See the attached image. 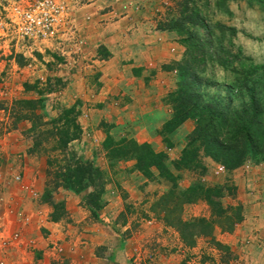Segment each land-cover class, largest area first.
<instances>
[{"label":"crops","instance_id":"crops-1","mask_svg":"<svg viewBox=\"0 0 264 264\" xmlns=\"http://www.w3.org/2000/svg\"><path fill=\"white\" fill-rule=\"evenodd\" d=\"M163 1L63 0L70 27L84 42L83 58L76 68L57 66L44 53L46 50H39L37 59L0 40V240L16 231L21 236L19 245L0 252L5 264H135L133 253L144 239L151 238L146 242L157 247V264H181L182 256L176 250L163 252L161 248L168 245L158 233L167 231L163 226L153 228L132 221L135 227L131 230V221L119 220L125 216V209H138L148 190V184L133 167V159L115 162L116 174L106 175L103 205L95 218H89L90 212L83 206L88 190L75 194L57 188L51 201L62 204L64 215L51 222V208L40 201L47 187L45 162L40 152L29 153L32 142L26 132L30 123L19 120L14 128L10 126L17 112L12 101L41 99L35 113L43 121L63 110L75 112L81 133L67 148L78 161L106 169V160L99 152L106 137L146 143L169 160L176 159L192 126L184 121L167 134L172 148L166 149L161 143L158 133L170 118L164 99L174 80L165 67L179 62L182 53L175 33L159 28ZM19 52L23 56L17 61L25 65L29 62V68L14 60V53ZM37 79L49 83L35 87ZM247 169L232 171L236 200L242 208V221L234 232L241 238L256 235L264 242V223L259 222L264 219V167ZM15 175L20 176V182L13 181ZM29 190L37 194V199L30 198ZM7 206L31 213L29 224L16 223L5 213ZM31 241L34 246H29ZM52 242L63 247L60 258L45 252ZM250 248L256 249L252 245Z\"/></svg>","mask_w":264,"mask_h":264},{"label":"rangeland","instance_id":"rangeland-1","mask_svg":"<svg viewBox=\"0 0 264 264\" xmlns=\"http://www.w3.org/2000/svg\"><path fill=\"white\" fill-rule=\"evenodd\" d=\"M4 1L0 0V16L4 14V9L14 2ZM179 3H184L186 8L187 28L197 36V43L199 39L202 41L204 50L199 54L198 51L194 52L189 49L192 52L190 54L188 50H184L179 45L182 47L181 59L175 65L165 67V70L174 76L164 99L169 119L177 113L186 114L187 119L184 121L191 123L192 131L197 116L203 110L213 111L222 115L223 119L219 123V130L224 133L227 129L224 125L225 118L231 113L243 109L249 97H252L255 100L256 109L260 111L254 131L256 136L263 138L264 0H164L162 5L160 4L162 10L160 18L164 23L180 16L181 6ZM196 23H198L197 26ZM218 24L233 28L234 36H230L227 31L219 32L216 27ZM185 35L183 34V36ZM14 60L18 62L19 66L25 65L17 61L15 57ZM178 64L181 65L180 74L185 70L182 77L178 75L179 68L176 67ZM0 104V110H2L3 104ZM165 126L158 134L161 143L166 149H169L172 148V144L167 141L166 136L172 131L171 128ZM187 137L188 135H186L184 147L176 159L169 160L166 156L168 163H174V166L170 165L169 169L173 175L177 176L176 190L198 186L202 188L224 187L230 192L228 194L227 191H224L221 194L219 200L221 206L224 208L233 205L234 202L240 204L236 200V186L234 185L235 179L232 180V172L204 157L198 143L187 147ZM39 149L44 162V155L56 158L57 164L50 167L47 181L49 183L62 182V175L67 173L64 166H72L75 161L72 153L68 148L65 153H59L58 148L56 149L49 141L43 142ZM185 150L186 152L183 154ZM258 150L249 152L238 169L264 167V144H261ZM108 151L101 145L99 152L106 160V169L102 171L105 175L109 174L112 177L117 171L114 173L116 166L115 163L109 162L112 155H109ZM108 156L110 158H107ZM150 172L152 179L143 178L145 184H148V190L143 195L138 209H125V216L121 215L119 218L121 221H131L130 227L133 226L130 228L131 230H134L135 227L132 221H140L143 225L153 228H157L158 225L163 226L159 221V215L150 212V208L156 198L168 190L170 184L160 178L155 169L151 168ZM153 173L156 174L153 175ZM233 192L234 198L232 199ZM209 208L203 199H199L192 204L184 205L180 216L185 221L195 218L209 219ZM24 213L30 217L31 221V213ZM89 218L93 219L94 217L89 213ZM259 222L264 223V219ZM164 229L167 231L162 230L158 233L167 239L168 245L161 247L160 242H157L156 245L159 246V250L162 248L163 252L176 250L182 256L181 264H264V242L256 235L241 238L235 234L234 229L229 234L221 233L215 229L211 238L200 237L195 240L193 247L188 248L180 243L174 231L166 227ZM256 234L259 235L258 232ZM146 241L145 239L142 241L131 259L138 254L139 264H157V252L159 251L157 247L151 246ZM251 245L256 249L250 248ZM191 249H194L193 252ZM148 257L152 260L149 261Z\"/></svg>","mask_w":264,"mask_h":264},{"label":"trees","instance_id":"trees-1","mask_svg":"<svg viewBox=\"0 0 264 264\" xmlns=\"http://www.w3.org/2000/svg\"><path fill=\"white\" fill-rule=\"evenodd\" d=\"M179 6H181L180 16L166 23L163 21L159 28L174 32L178 44L184 50H188V53L192 54L191 51L193 50L194 52L198 51L200 54L204 50L202 47L203 43L200 39L197 43V36L187 28L184 3H179ZM216 27L219 32L227 31L230 36L235 34L233 28L223 27L219 24ZM183 34L186 35L183 36ZM33 56L40 59L38 54ZM48 57L54 63L59 62L54 55H48ZM18 59L19 57H16V60ZM176 67L179 68L178 75L182 77L185 74V70L180 74L181 65L178 64ZM48 83L49 81L46 80L45 85ZM33 85L38 87V82L35 81ZM11 104L17 110L12 116L11 128H14L19 120H26L30 123V128L26 132L27 138L32 142V148L29 153H39L40 151L38 150H40L41 144L49 141L62 154L63 152L65 153L67 145L80 136L81 131L75 123L76 114L73 109L63 110L56 118L43 121L41 116L35 113L40 108L41 99L17 100L12 101ZM259 112L256 109L255 100L249 97L243 109L239 112L235 111L225 118L224 125L227 129L223 133L219 130V123L223 119L222 115L213 111L203 110L197 116L193 130L188 134L187 147L193 143H198L200 152L204 157L221 165L227 171H235L240 168L249 152L259 151L260 145L264 144V137L256 136L254 131V127L258 122ZM185 119H187L186 114L177 113L166 122L165 127L171 128L170 130L173 131ZM102 147L107 148L109 150L108 154L112 155L109 161L111 164L131 158L135 162L134 169L143 178L152 179L150 169L153 168L157 171V175L160 178L170 184L168 190L156 198L150 208V212L159 215L161 224L174 231L183 246L191 248L196 239L200 237L211 238L215 229H218L221 233L229 234L241 222L242 208L240 204L234 202L233 205L223 208L219 202L224 191H227L228 194L230 192L224 187L202 188L198 186L176 190L175 181L177 176L173 175L169 169V166H174V163H168L164 153L155 152L148 144L137 143L125 137L117 141L106 137L102 142ZM185 152L186 150L183 154ZM44 157L46 166L45 177L48 180L50 167L57 164V162L55 161L56 158L50 155H44ZM107 158L110 157L108 156ZM74 160L72 166H64L67 173L62 175V182L49 183L46 180L47 187L43 191L40 201L51 208L49 215L51 222H56L64 215L62 204H54L51 201V194L57 188L65 189L75 194L88 190L83 198V206L94 218L95 213L102 208L101 195L104 193L107 183L106 175L91 162ZM233 198L234 192L232 194ZM199 199H203L209 205L210 218L183 220L180 216L182 207Z\"/></svg>","mask_w":264,"mask_h":264},{"label":"built area","instance_id":"built-area-1","mask_svg":"<svg viewBox=\"0 0 264 264\" xmlns=\"http://www.w3.org/2000/svg\"><path fill=\"white\" fill-rule=\"evenodd\" d=\"M67 13L68 8L63 0L13 2L4 9V14L0 16V39L6 41L14 49H23L32 56L39 53V50H46L45 54L54 55L59 60L56 62L57 66L67 64L76 68V63L83 58L81 50L84 42L75 36L69 19L66 17ZM22 56V52H19L14 53L13 57L21 58ZM26 64L25 67L29 68L30 63ZM36 81L38 85H41L45 84L46 80L37 79ZM12 179L14 182H20L18 175L13 176ZM28 194L31 199H37V194L33 190H29ZM1 204L2 200H0ZM5 213L13 216L15 222L21 226H26L30 222L28 215L15 211L9 206L6 207ZM20 240L19 232L8 234L0 240V252L3 254L2 250L14 248L13 246L20 244ZM29 246H34V242L31 241ZM62 251L63 247L60 243L52 242L47 244L45 252L49 257L60 258ZM132 261L139 264L138 254L134 255ZM0 264H5L3 257L0 259Z\"/></svg>","mask_w":264,"mask_h":264}]
</instances>
